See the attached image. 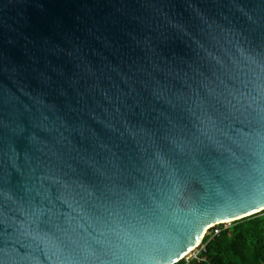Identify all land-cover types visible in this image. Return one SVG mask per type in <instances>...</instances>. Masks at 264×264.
Returning <instances> with one entry per match:
<instances>
[{"label": "water", "instance_id": "water-1", "mask_svg": "<svg viewBox=\"0 0 264 264\" xmlns=\"http://www.w3.org/2000/svg\"><path fill=\"white\" fill-rule=\"evenodd\" d=\"M263 210L264 0H0V264H175Z\"/></svg>", "mask_w": 264, "mask_h": 264}, {"label": "trees", "instance_id": "trees-1", "mask_svg": "<svg viewBox=\"0 0 264 264\" xmlns=\"http://www.w3.org/2000/svg\"><path fill=\"white\" fill-rule=\"evenodd\" d=\"M218 227L219 234L205 238L198 258L175 264H264V210Z\"/></svg>", "mask_w": 264, "mask_h": 264}, {"label": "built area", "instance_id": "built-area-1", "mask_svg": "<svg viewBox=\"0 0 264 264\" xmlns=\"http://www.w3.org/2000/svg\"><path fill=\"white\" fill-rule=\"evenodd\" d=\"M220 224L214 225L212 226L207 232L206 234L203 236L202 238V242L199 244V246H197L196 248H200V250L205 248V244H204V240L206 237L208 236H215L217 234L220 233L221 229L218 227ZM211 231V232H210ZM196 258H198V254H196Z\"/></svg>", "mask_w": 264, "mask_h": 264}, {"label": "bare ground", "instance_id": "bare-ground-1", "mask_svg": "<svg viewBox=\"0 0 264 264\" xmlns=\"http://www.w3.org/2000/svg\"><path fill=\"white\" fill-rule=\"evenodd\" d=\"M233 220L234 219H232V220H228V221H226V222H233ZM216 224H219V223H211L210 225H208L203 231H202V233L199 235V237L197 238V240H196V242H195V244H194V246H193V248L186 254V256L192 251V250H194L197 246H199V244L201 243V241H202V238H203V236H204V234L208 231V229L209 228H211L213 225H216Z\"/></svg>", "mask_w": 264, "mask_h": 264}, {"label": "rangeland", "instance_id": "rangeland-1", "mask_svg": "<svg viewBox=\"0 0 264 264\" xmlns=\"http://www.w3.org/2000/svg\"><path fill=\"white\" fill-rule=\"evenodd\" d=\"M233 222H226V223H222V224H224L225 226H230L231 224H232ZM217 225V224H216ZM214 226V225H213ZM210 229V228H209ZM208 229V230H209ZM211 232V231H210ZM206 234V233H205ZM204 234V235H205ZM199 251H200V248H195L194 250H192L186 257H185V260H187V261H190V260H192V259H194V258H196V254H198L199 253Z\"/></svg>", "mask_w": 264, "mask_h": 264}]
</instances>
